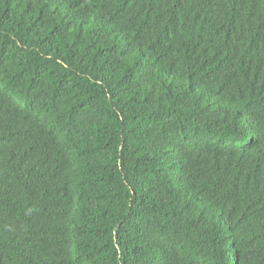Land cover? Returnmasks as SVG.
Listing matches in <instances>:
<instances>
[{
  "label": "trees",
  "instance_id": "trees-1",
  "mask_svg": "<svg viewBox=\"0 0 264 264\" xmlns=\"http://www.w3.org/2000/svg\"><path fill=\"white\" fill-rule=\"evenodd\" d=\"M0 264H264V0H0Z\"/></svg>",
  "mask_w": 264,
  "mask_h": 264
}]
</instances>
